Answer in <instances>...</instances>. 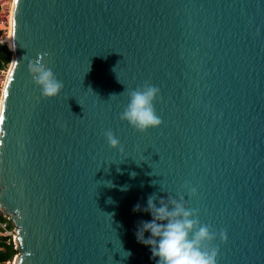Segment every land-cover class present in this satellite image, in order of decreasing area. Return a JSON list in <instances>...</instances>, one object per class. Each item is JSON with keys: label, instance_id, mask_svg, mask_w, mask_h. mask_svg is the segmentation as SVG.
Returning a JSON list of instances; mask_svg holds the SVG:
<instances>
[{"label": "water", "instance_id": "1", "mask_svg": "<svg viewBox=\"0 0 264 264\" xmlns=\"http://www.w3.org/2000/svg\"><path fill=\"white\" fill-rule=\"evenodd\" d=\"M14 18L0 41L16 65L0 119L13 264H156L135 236L152 217L133 212L152 195L226 232L217 264H264V0H16L11 33ZM36 59L56 98L33 84ZM144 82L162 123L141 134L119 115Z\"/></svg>", "mask_w": 264, "mask_h": 264}, {"label": "clouds", "instance_id": "2", "mask_svg": "<svg viewBox=\"0 0 264 264\" xmlns=\"http://www.w3.org/2000/svg\"><path fill=\"white\" fill-rule=\"evenodd\" d=\"M15 67V63L10 65L8 75H12ZM28 71L43 99L56 98L63 90V82L41 60L30 61ZM158 95V87L144 82L128 92L129 102L119 119L141 134L159 127L162 120L154 107ZM103 135L110 148L123 152L120 141L110 129ZM195 192L196 189L191 188L189 195H195ZM156 199L154 195L149 196L145 208L142 209L139 204L133 208V212H147L152 217L150 221L138 224L135 236L138 243L149 247L156 264H217L219 248L213 242L217 238L221 242L226 241V232L220 230L217 233L211 226L202 224L198 212L188 208L183 196L178 199L170 195L160 198L159 206L154 203ZM145 232L150 234L148 238H145Z\"/></svg>", "mask_w": 264, "mask_h": 264}, {"label": "trees", "instance_id": "3", "mask_svg": "<svg viewBox=\"0 0 264 264\" xmlns=\"http://www.w3.org/2000/svg\"><path fill=\"white\" fill-rule=\"evenodd\" d=\"M12 51L9 49L6 43L0 42V70H4L5 66L11 62ZM0 222L5 223L8 230L13 228V223L3 216L0 211ZM0 231H2L0 229ZM18 253L14 246L11 236L0 235V264H6L12 261L15 255Z\"/></svg>", "mask_w": 264, "mask_h": 264}, {"label": "rangeland", "instance_id": "4", "mask_svg": "<svg viewBox=\"0 0 264 264\" xmlns=\"http://www.w3.org/2000/svg\"><path fill=\"white\" fill-rule=\"evenodd\" d=\"M10 1L11 0H0V41L2 40V37L4 36V34L7 31L6 27H8V14H9L8 8H9ZM8 64L5 66L4 70H0V93H1L2 79L5 76L4 72L7 70ZM12 229L14 230V228H12ZM0 235L5 236L4 234H0ZM11 238L13 241V237H11ZM6 264H13V260L10 262H7Z\"/></svg>", "mask_w": 264, "mask_h": 264}, {"label": "bare ground", "instance_id": "5", "mask_svg": "<svg viewBox=\"0 0 264 264\" xmlns=\"http://www.w3.org/2000/svg\"><path fill=\"white\" fill-rule=\"evenodd\" d=\"M8 3V2H7ZM13 4H14V0H11L9 3V14H8V27H6V33L4 34V36L2 37V41L3 42H7L8 45L11 47V18H12V10H13ZM12 64V62H9L8 64V68L7 70L4 72L5 76L2 79V85H1V93H0V100H2L3 95H4V90H5V85L8 79V69L10 67V65ZM10 262V261H9Z\"/></svg>", "mask_w": 264, "mask_h": 264}, {"label": "snow or ice", "instance_id": "6", "mask_svg": "<svg viewBox=\"0 0 264 264\" xmlns=\"http://www.w3.org/2000/svg\"><path fill=\"white\" fill-rule=\"evenodd\" d=\"M16 7V0H14V8ZM16 20L15 18L13 19L12 21V33L11 35H15L16 34ZM11 76L12 75H9V83L11 81ZM9 95V88H8V85L6 84L5 85V91H4V98L6 99ZM4 111H5V108H4V100H0V119H3V114H4Z\"/></svg>", "mask_w": 264, "mask_h": 264}, {"label": "built area", "instance_id": "7", "mask_svg": "<svg viewBox=\"0 0 264 264\" xmlns=\"http://www.w3.org/2000/svg\"><path fill=\"white\" fill-rule=\"evenodd\" d=\"M0 229L2 230V231H0V234H4L5 236L13 237V243H14V246L16 248V244H15V240H14V238H15L14 230L13 229L8 230L7 227H6V224L5 223H1V222H0Z\"/></svg>", "mask_w": 264, "mask_h": 264}]
</instances>
